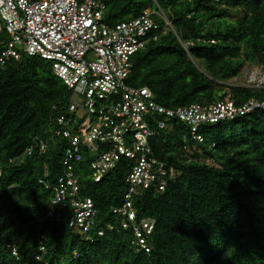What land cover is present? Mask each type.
<instances>
[{"label":"trees","instance_id":"obj_1","mask_svg":"<svg viewBox=\"0 0 264 264\" xmlns=\"http://www.w3.org/2000/svg\"><path fill=\"white\" fill-rule=\"evenodd\" d=\"M103 1L108 23L150 10L157 26L150 35L158 39L132 59L130 86L149 87L173 108L264 100V88L239 81L247 65L264 64V0ZM8 39L1 25L0 55ZM70 101L69 89L38 56L10 60L0 72V264H34L41 246L48 264H264L263 110L201 126L203 143L179 120L151 140L177 176L162 192L134 196L138 219L155 221L147 253L111 211L122 202L128 159L99 183L89 176L88 155L77 168L82 197L98 209L93 243L68 226V211L60 221L46 214L52 191L39 181L62 173L65 142L52 136V121ZM47 139L40 153L36 145ZM31 145L35 154L25 156ZM7 244L18 247V256ZM75 251L80 256L70 260Z\"/></svg>","mask_w":264,"mask_h":264},{"label":"built area","instance_id":"obj_2","mask_svg":"<svg viewBox=\"0 0 264 264\" xmlns=\"http://www.w3.org/2000/svg\"><path fill=\"white\" fill-rule=\"evenodd\" d=\"M106 12L103 0H0V22L9 36L0 55V72L10 60L38 56L48 61L54 75L81 99L71 100L67 112L52 121V136L64 141L65 148L62 173L54 182L39 181L52 191L46 214L60 221L62 212L68 211V226L93 243L98 209L91 198L82 197L84 185L77 168L88 155L89 176L99 183L123 158L128 159L131 165L122 202L111 211L115 222L131 228L137 249L149 253L155 221L138 219L134 196L151 188L162 192L167 180L177 176L173 167L156 157L151 140L170 128V121L179 120L190 128L193 139L203 143L198 134L201 126L264 111V100L252 99L240 107L228 98L209 106L173 108L160 104L149 87L128 84L134 55L159 37L157 33L150 35L157 28L151 11L115 24L105 20ZM244 76L246 86L264 88V64L246 70ZM48 146L49 139L36 145L40 153ZM35 152L31 145L24 155L31 157ZM113 227L114 223L108 225ZM104 233L97 231L98 236ZM7 249L18 256L16 245L7 244ZM44 251L41 246L34 264H48ZM79 256L75 251L70 260Z\"/></svg>","mask_w":264,"mask_h":264},{"label":"rangeland","instance_id":"obj_3","mask_svg":"<svg viewBox=\"0 0 264 264\" xmlns=\"http://www.w3.org/2000/svg\"><path fill=\"white\" fill-rule=\"evenodd\" d=\"M0 28H1V25H0ZM254 67L251 66V65H247L244 70L242 71V76L239 77V81L241 80V82H243V85H247V80L245 79V76H244V73L246 72V70H250L252 71ZM228 97V96H227ZM71 100H74V101H80L81 99H79V95L77 94H74V93H71Z\"/></svg>","mask_w":264,"mask_h":264},{"label":"clouds","instance_id":"obj_4","mask_svg":"<svg viewBox=\"0 0 264 264\" xmlns=\"http://www.w3.org/2000/svg\"><path fill=\"white\" fill-rule=\"evenodd\" d=\"M0 25H2V23L0 22ZM254 67V66H253ZM97 217H98V215H97Z\"/></svg>","mask_w":264,"mask_h":264}]
</instances>
